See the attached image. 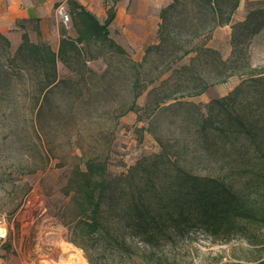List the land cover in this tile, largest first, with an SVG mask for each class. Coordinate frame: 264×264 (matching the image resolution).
Returning <instances> with one entry per match:
<instances>
[{
	"label": "rangeland",
	"instance_id": "rangeland-1",
	"mask_svg": "<svg viewBox=\"0 0 264 264\" xmlns=\"http://www.w3.org/2000/svg\"><path fill=\"white\" fill-rule=\"evenodd\" d=\"M66 1L53 8L58 28L70 25L62 17ZM76 1L98 8L102 21V10L110 5L115 10L119 0ZM152 1L155 16L161 1ZM142 4L129 1L125 10ZM184 4L187 11L193 0ZM204 10L203 33L186 37L188 23L177 27L176 20L168 51L151 50L146 56L145 48L158 41L156 30L144 44L131 42L120 23L112 22L110 37L126 54L103 50L104 59L87 58L85 68L58 62L63 83L41 93L9 59L17 38L11 35L8 49L0 42V258L5 264H69L70 253L61 254L60 240L88 264L85 252L68 240L72 210L61 213L69 201L63 194L66 180L82 156L107 155L113 173L158 157L156 175L165 170L171 176L179 169L252 196L264 170L250 160L242 125L261 124V105L253 100L261 97L263 85L253 88L252 78L264 74V0H239L229 25L213 30L208 29L212 15ZM250 10L256 13L252 24H262L253 34L251 27L239 26ZM30 31L34 41L43 34L46 41L54 40L50 27ZM164 183L176 187L169 178ZM249 228L255 236L251 242L232 231L210 236L199 226L180 233L169 228L156 251L169 264H251L264 259V229ZM129 240L140 246L136 238ZM84 245L94 264H105L107 252ZM54 250L61 256H52Z\"/></svg>",
	"mask_w": 264,
	"mask_h": 264
},
{
	"label": "trees",
	"instance_id": "trees-1",
	"mask_svg": "<svg viewBox=\"0 0 264 264\" xmlns=\"http://www.w3.org/2000/svg\"><path fill=\"white\" fill-rule=\"evenodd\" d=\"M185 1L172 0L159 10L158 41L145 48L144 56L151 50L168 51L170 27L174 21H178L177 27H181L180 23H188L189 34L185 36L194 38L206 30L204 9L212 15L213 23L208 29L213 30L229 25L231 14L239 3V0H193L185 11L181 8L186 7ZM66 4L70 25L68 28L60 26L56 49L50 41L32 40L27 29L38 33V24L25 26L23 23L27 21H23L19 22L23 30L19 43L9 56L12 63L27 72L32 87L39 88L40 93L63 83L58 75V62L67 68H72V64L85 68L87 58L104 59L103 50L122 56L126 54L124 48L110 37L109 26L115 17L113 5L106 7V17L101 21L76 0H67ZM184 12L185 17H181ZM255 14L250 10L239 24L245 29L251 27L250 34L256 33L262 25L252 24ZM0 42L7 49L11 47L9 38L1 33ZM183 45L175 51H180ZM74 71L77 72V68ZM88 73L93 74L91 70ZM252 79L253 88L258 87V83L263 85L261 97L253 100L261 105L258 115L261 124L247 122L242 125V131L246 135L250 160L257 162L259 170H264V74ZM139 94L140 91L135 96ZM134 107L135 102L130 110ZM157 158L113 173L108 169L107 155L82 156L81 163L71 168L63 189L69 201L61 208V213L72 210L73 215L66 223L70 227L68 240L85 252L88 264H94V261L87 253L85 243L108 253L105 264H169L165 254L156 251L158 244L167 239L169 228L180 233L199 226L210 236L232 231L249 242L255 237L250 234L249 227L264 229V174L255 180L250 196L231 192L223 182L200 178L179 169L171 176L165 170L156 175ZM165 178L172 180L176 187L166 185ZM129 238H136L140 246H135ZM138 252L141 256L134 257L133 254ZM251 264H264V259Z\"/></svg>",
	"mask_w": 264,
	"mask_h": 264
},
{
	"label": "crops",
	"instance_id": "crops-1",
	"mask_svg": "<svg viewBox=\"0 0 264 264\" xmlns=\"http://www.w3.org/2000/svg\"><path fill=\"white\" fill-rule=\"evenodd\" d=\"M58 1L60 0H0V33L8 37L10 41L11 35H13L15 39L17 38V42L15 43L18 44L20 35L23 31L19 22L27 21L23 23L25 26L33 25L37 22L39 32L42 31L43 28H52L54 40L50 43L52 47L56 49L60 35L57 16L53 13V8ZM129 1L132 0H119L116 3L113 22L117 21V23H120L119 28L126 39L131 40V42H141L144 44L147 42V38L152 36L153 32L157 29V24L159 23V10L171 0H164L163 3V0H160L161 2L159 3L160 5L155 16L152 13V0H142L144 4L138 5L137 8L135 7L133 12L125 10ZM79 3L93 12L97 17L98 14H100L98 8L93 9L87 7L82 1ZM105 4H107V2ZM105 17L106 13L104 9L102 10V20H104ZM98 18L100 19V17ZM52 20H54L53 25H45V23L51 22ZM27 32H29V36L31 37L30 29H27ZM44 36L45 34H43L42 39L47 40ZM0 264H5L1 258Z\"/></svg>",
	"mask_w": 264,
	"mask_h": 264
},
{
	"label": "bare ground",
	"instance_id": "bare-ground-1",
	"mask_svg": "<svg viewBox=\"0 0 264 264\" xmlns=\"http://www.w3.org/2000/svg\"><path fill=\"white\" fill-rule=\"evenodd\" d=\"M3 234V229L0 228V235ZM59 247H60V251H61V254L63 253H70V263L69 264H87L85 258L81 255V253L76 249H74L71 245L63 242L60 240V244H59ZM61 254H57L56 250H54V253L52 256H61Z\"/></svg>",
	"mask_w": 264,
	"mask_h": 264
},
{
	"label": "built area",
	"instance_id": "built-area-1",
	"mask_svg": "<svg viewBox=\"0 0 264 264\" xmlns=\"http://www.w3.org/2000/svg\"><path fill=\"white\" fill-rule=\"evenodd\" d=\"M62 17H63V19H64L65 21H68V19H69L68 14L65 13V12H64V14H63Z\"/></svg>",
	"mask_w": 264,
	"mask_h": 264
}]
</instances>
